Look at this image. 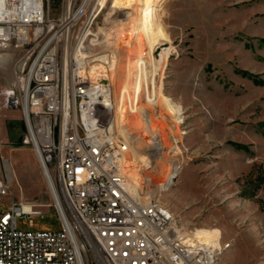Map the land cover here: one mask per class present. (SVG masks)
<instances>
[{
  "label": "rangeland",
  "instance_id": "obj_1",
  "mask_svg": "<svg viewBox=\"0 0 264 264\" xmlns=\"http://www.w3.org/2000/svg\"><path fill=\"white\" fill-rule=\"evenodd\" d=\"M67 1L52 0V18L64 17ZM82 1L73 0L72 10ZM91 6L92 0L71 26L68 51ZM101 12L93 32L122 17L111 0ZM143 19L158 48L147 54L150 68L138 85L156 119L167 112L166 127L158 126L170 147L163 161L153 156L149 170L154 180L173 177L156 201L188 231L215 230L214 249L229 244L219 264H264V0H166ZM104 41L101 34L91 51L104 52ZM21 55L0 43V179L11 188L0 198V213L12 203L26 204L43 216L19 219L20 229L57 231L54 198L33 146L8 140L5 121L22 118V77L14 71L24 69ZM172 103L182 110L180 124ZM172 159L180 163L176 172Z\"/></svg>",
  "mask_w": 264,
  "mask_h": 264
},
{
  "label": "built area",
  "instance_id": "obj_2",
  "mask_svg": "<svg viewBox=\"0 0 264 264\" xmlns=\"http://www.w3.org/2000/svg\"><path fill=\"white\" fill-rule=\"evenodd\" d=\"M51 2L0 0V43L22 52L24 69H14L24 80L21 119L61 199L52 194L60 229H20L19 219L43 215L12 203L0 213V264H213L152 198L127 184L128 145L109 118L111 80L84 62L77 37L65 54L59 32L67 21L52 18ZM10 192L0 179V198Z\"/></svg>",
  "mask_w": 264,
  "mask_h": 264
},
{
  "label": "bare ground",
  "instance_id": "obj_3",
  "mask_svg": "<svg viewBox=\"0 0 264 264\" xmlns=\"http://www.w3.org/2000/svg\"><path fill=\"white\" fill-rule=\"evenodd\" d=\"M72 1H67V12L64 16V20L67 23L65 22L66 24L59 32L60 39L63 40L65 54L69 52L68 39L72 26L71 22L76 21L85 12L91 0H83L81 5L75 10L71 8ZM165 1L111 0L112 11L122 12L120 21L109 28L104 23L103 26H99L96 29V32H93L95 20L102 13L101 10L106 6L107 2V0H93L91 12L79 34H77L75 50L82 53L85 63L94 67L96 71L98 70L99 74L107 76V81L108 79L111 80L115 98L111 101L109 118L112 120L115 132L120 135V140L128 145V152L122 157L128 168L126 180L128 185L138 186L139 189V191L133 190L132 192L138 197L148 196L152 198L156 209L163 212L168 220L175 224L178 231L187 232L188 236L197 243V246L203 247L204 251L208 252L209 257L213 259V264H219L221 251L228 249L229 244H224L221 251H216L214 243L218 239V234L215 230H201L194 233L180 226L170 211L157 202L161 197L162 190L172 181L171 173L165 179L156 178L154 180L155 175L149 170L153 162V156H156L158 160H162L166 157L165 150L170 147L166 132H163L158 126V124H161L164 128L166 127L167 112L163 111L159 116L161 119H156L153 116L151 107L142 100L143 85H138L139 76L141 74L145 75L146 69L150 68L147 54L151 51H156L158 48L155 36L143 19V13L153 12ZM140 28H142V32ZM101 34L104 36L107 49L104 52L100 50L92 52L91 49L99 43ZM88 41L89 44H86ZM16 70H20V66H16ZM153 72H156V68L150 72L151 75L156 76V73L154 74ZM23 85L24 80L22 78V87ZM172 104L176 110L177 118H179L177 123L180 124L182 122V110L180 106L175 105V103ZM151 147H155L156 152L154 154H145L144 151ZM176 148L179 150L178 147ZM179 167L180 163L172 159L170 163L171 172L178 171ZM42 170L48 182L47 175L43 168ZM53 189L52 194L56 195L60 202L61 199H59L55 186ZM25 209L33 211L28 209L26 204Z\"/></svg>",
  "mask_w": 264,
  "mask_h": 264
},
{
  "label": "water",
  "instance_id": "obj_4",
  "mask_svg": "<svg viewBox=\"0 0 264 264\" xmlns=\"http://www.w3.org/2000/svg\"><path fill=\"white\" fill-rule=\"evenodd\" d=\"M8 140L13 145H23L27 142L24 121L20 119H8L5 121Z\"/></svg>",
  "mask_w": 264,
  "mask_h": 264
}]
</instances>
